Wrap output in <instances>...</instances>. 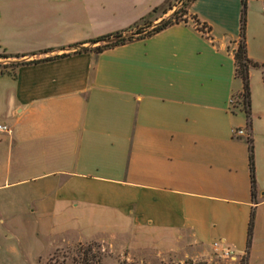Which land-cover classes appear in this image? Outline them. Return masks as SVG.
<instances>
[{
    "label": "crops",
    "instance_id": "0c3cea01",
    "mask_svg": "<svg viewBox=\"0 0 264 264\" xmlns=\"http://www.w3.org/2000/svg\"><path fill=\"white\" fill-rule=\"evenodd\" d=\"M165 2L0 0V54L20 55L0 62L8 129L0 132V220L91 211L94 234L123 236L131 250L160 259L227 249L234 260L264 264V74L248 70L247 126L232 58L240 0L189 2L203 31L187 18L97 53L74 52ZM244 42L246 56L264 64V0H245Z\"/></svg>",
    "mask_w": 264,
    "mask_h": 264
},
{
    "label": "rangeland",
    "instance_id": "374dc122",
    "mask_svg": "<svg viewBox=\"0 0 264 264\" xmlns=\"http://www.w3.org/2000/svg\"><path fill=\"white\" fill-rule=\"evenodd\" d=\"M182 1L166 0L145 22L153 26L150 21L160 15L162 9L171 7L169 15ZM187 18L197 28L204 30L193 21L191 15L186 14ZM12 60L15 58L0 57V62ZM236 101L239 106V98ZM95 220L91 211L75 209L53 215L25 211L3 217L0 220V264H240V257L234 260L216 252L205 259H160L149 250H131L127 238L123 236L94 234ZM234 254L238 252L234 251Z\"/></svg>",
    "mask_w": 264,
    "mask_h": 264
},
{
    "label": "trees",
    "instance_id": "16d2710c",
    "mask_svg": "<svg viewBox=\"0 0 264 264\" xmlns=\"http://www.w3.org/2000/svg\"><path fill=\"white\" fill-rule=\"evenodd\" d=\"M192 0H183L180 4L179 7L174 9L169 15H167L164 19H161L158 21L156 24L153 26H150L149 22H145L144 19L140 21V23L134 25L133 27H130L126 30L123 31H117L105 35H101L92 39H89L87 42L88 43H94V45L91 48L83 47L81 49L75 50L74 52H83V51H93L95 53L106 49L110 48L116 45H121L124 44L125 42H129L135 39H141L146 36H149L155 32H158L165 27L178 23V22H185L186 21V7L191 2ZM171 7H167L166 9H162V13H165L167 10H170ZM156 10V9H153ZM191 18L195 23H199L194 16L191 15ZM239 27H238V38L236 41V45L232 51V58H233V65H234V76L238 78L241 82V92L238 96L239 102L242 105V109L246 118V125L249 126V92H248V70L249 68H256L259 67L262 69L263 74H264V64H258L252 60H250L246 56L245 52V42H244V26H245V0H240V6H239ZM203 28L205 25L200 24ZM150 27L149 29L146 30V28ZM197 28V26H196ZM198 30L203 31L200 28H197ZM125 35L122 38H119L114 41L110 42H104L105 39L109 37H114L118 35ZM84 42L81 43H75L70 46H77L80 44H83ZM45 51H48L45 50ZM44 51V52H45ZM65 54H62L61 56H64ZM20 55H10V54H0V57L2 58H18ZM55 57V56H54ZM54 57H47L43 59H38V60H29V61H24L20 60L17 62L9 63L8 66L15 67L18 65L22 64H30V63H36L39 61H44L48 59H52ZM246 142V148H247V165H248V173H249V182H250V194L253 196L254 194V189H255V182H254V176H253V163H252V144H251V138L249 135L245 138ZM251 227H252V211L250 212L249 215V220L247 224V230H246V246H248L249 241H250V235H251ZM240 264H245L244 262V257L240 258Z\"/></svg>",
    "mask_w": 264,
    "mask_h": 264
},
{
    "label": "built area",
    "instance_id": "2783aa9c",
    "mask_svg": "<svg viewBox=\"0 0 264 264\" xmlns=\"http://www.w3.org/2000/svg\"><path fill=\"white\" fill-rule=\"evenodd\" d=\"M232 104V101H231ZM239 107L242 109V105L240 104ZM0 132H8V129L4 125H0ZM243 130L242 129H232L231 130V136L232 137H241L243 136ZM220 256L230 258L231 253L227 249H221L220 250Z\"/></svg>",
    "mask_w": 264,
    "mask_h": 264
},
{
    "label": "water",
    "instance_id": "95a60500",
    "mask_svg": "<svg viewBox=\"0 0 264 264\" xmlns=\"http://www.w3.org/2000/svg\"><path fill=\"white\" fill-rule=\"evenodd\" d=\"M125 35H118V36H114V37H109L107 39L104 40V42H110V41H114V40H117L119 38H122L124 37ZM91 44H94V43H91ZM79 49L83 48V47H78Z\"/></svg>",
    "mask_w": 264,
    "mask_h": 264
}]
</instances>
